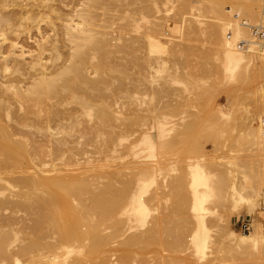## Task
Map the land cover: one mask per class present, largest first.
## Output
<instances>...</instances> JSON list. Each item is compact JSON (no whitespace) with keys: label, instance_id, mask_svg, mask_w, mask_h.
<instances>
[{"label":"bare ground","instance_id":"6f19581e","mask_svg":"<svg viewBox=\"0 0 264 264\" xmlns=\"http://www.w3.org/2000/svg\"><path fill=\"white\" fill-rule=\"evenodd\" d=\"M157 1L0 0V264H109V239L124 238L133 223L145 225L144 199L155 179L133 178L131 33L136 12L149 23L146 14ZM260 1L178 0L175 15L189 20L193 12L200 26L193 34L208 40L204 45L210 43L207 51L224 80L234 84L229 98L236 101L242 92L264 114V51L238 46L250 40L243 24L261 19ZM166 27L153 25L145 33L151 51L169 49ZM257 119L244 136L264 156V119ZM157 126L161 146L165 123ZM156 143L146 135L141 144L153 154ZM201 163L190 166L188 184L193 254L200 263L210 252V264L225 256L260 264L264 225L254 221L249 234H238L213 204L224 200L232 211L255 215L264 190L243 175L215 181ZM122 241L127 259L133 246L128 236Z\"/></svg>","mask_w":264,"mask_h":264},{"label":"rangeland","instance_id":"374dc122","mask_svg":"<svg viewBox=\"0 0 264 264\" xmlns=\"http://www.w3.org/2000/svg\"><path fill=\"white\" fill-rule=\"evenodd\" d=\"M12 1L19 0H7L8 4ZM157 2L158 7H149L150 11L146 14L149 23L139 19L137 14L139 12H136L131 33L135 51L131 68L132 101L129 106L135 124L132 141L136 148L132 161L135 167L133 174L136 175H133V178L153 177L155 183L144 199L149 209L145 225L139 226L133 223L134 227L125 234L132 243L130 246H133L130 252L126 249L127 259L131 258L124 259L125 250L121 251L124 249L121 243L125 237L109 239L112 246L111 249L109 245L105 248L106 250L109 247L106 255L109 264H210L211 262L208 263L207 260L210 261L214 254L209 252L208 259L200 263L189 244L195 229L190 213L192 203L188 187L190 166L202 162L204 168L215 176L216 179L213 178L215 181L222 179L223 182L228 180L229 183L232 177L240 180L243 179V175L255 185L258 183L257 185L264 190V181H260L261 174L264 173V159H262L264 156H261L259 147L254 145L249 137L247 139L244 136L247 133V125L257 126L259 122L257 118L261 116L264 119L262 116L264 114H259L255 105L245 94L244 97L242 92L240 96L243 97H239L240 100L230 99L232 97L229 95L234 84L224 80L222 70L219 64H216L218 62L207 51L210 43L208 46L204 45L208 40L203 38L204 42H202L201 34H193L200 27L198 22L192 19L193 12H189V20H186L175 15L178 0H168L167 5L162 0ZM261 7L260 1L259 14ZM158 24L167 26L164 40L169 49L162 53L160 49L151 51L145 39L149 27ZM175 25L181 27L179 33L173 31ZM197 52L199 53L196 54ZM189 54L195 57H190ZM197 56L199 59L201 56L199 61L194 60ZM221 112L230 113L229 117L221 116ZM158 122L165 123V135L161 146L158 145ZM146 135L157 142L153 154L141 144ZM233 160L236 166L230 167L227 161L233 162ZM146 168L152 171L144 174ZM226 170L230 172L234 170L236 176L233 173L225 174ZM220 172L222 174L219 175ZM215 183L221 185L222 181ZM219 185L215 184L216 190ZM225 186L223 184L222 187ZM217 194L220 193L217 191ZM126 197L123 196L122 202H126ZM222 201L220 200L219 204L216 201L218 205L215 206L214 203L213 206L218 212L221 211L219 213L224 212L223 214L228 217L230 228L238 234H249L253 229L251 228L248 233L241 232L234 224L238 218H249L251 227L257 220L264 225V195L259 198L255 215H249L244 209L239 212L232 211L227 201L220 206ZM217 206L219 209L216 208ZM228 212L231 216H228ZM213 219L210 221L214 222ZM119 239L121 242L118 241ZM114 246L119 248L116 249ZM213 247L215 246L210 248L211 252L214 251ZM225 258L217 264H258V262L232 260V257L228 256ZM260 264H264V261Z\"/></svg>","mask_w":264,"mask_h":264},{"label":"built area","instance_id":"2783aa9c","mask_svg":"<svg viewBox=\"0 0 264 264\" xmlns=\"http://www.w3.org/2000/svg\"><path fill=\"white\" fill-rule=\"evenodd\" d=\"M250 34V40L248 42H239V47H256L257 49L264 51V0H262L261 7V19L256 25L243 24ZM234 224L237 228L243 232L248 233L251 230V220L249 218H238Z\"/></svg>","mask_w":264,"mask_h":264}]
</instances>
